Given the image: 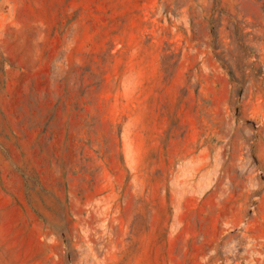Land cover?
<instances>
[{"label":"rangeland","instance_id":"1","mask_svg":"<svg viewBox=\"0 0 264 264\" xmlns=\"http://www.w3.org/2000/svg\"><path fill=\"white\" fill-rule=\"evenodd\" d=\"M0 264H264V0H0Z\"/></svg>","mask_w":264,"mask_h":264}]
</instances>
